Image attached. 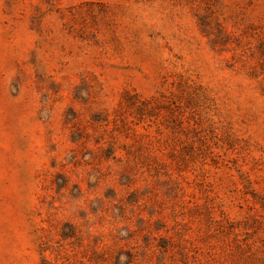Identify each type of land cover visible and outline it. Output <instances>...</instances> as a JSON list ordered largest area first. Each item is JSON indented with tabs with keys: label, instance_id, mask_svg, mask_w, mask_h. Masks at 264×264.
Here are the masks:
<instances>
[{
	"label": "rangeland",
	"instance_id": "rangeland-1",
	"mask_svg": "<svg viewBox=\"0 0 264 264\" xmlns=\"http://www.w3.org/2000/svg\"><path fill=\"white\" fill-rule=\"evenodd\" d=\"M0 264H264V0H0Z\"/></svg>",
	"mask_w": 264,
	"mask_h": 264
}]
</instances>
